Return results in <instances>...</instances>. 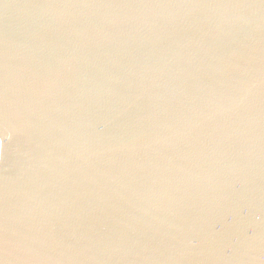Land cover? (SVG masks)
<instances>
[{
  "label": "water",
  "instance_id": "95a60500",
  "mask_svg": "<svg viewBox=\"0 0 264 264\" xmlns=\"http://www.w3.org/2000/svg\"><path fill=\"white\" fill-rule=\"evenodd\" d=\"M0 264H264V0H0Z\"/></svg>",
  "mask_w": 264,
  "mask_h": 264
}]
</instances>
